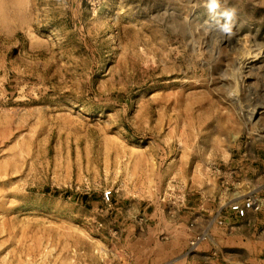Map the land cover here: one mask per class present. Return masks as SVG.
<instances>
[{
	"label": "rangeland",
	"instance_id": "1",
	"mask_svg": "<svg viewBox=\"0 0 264 264\" xmlns=\"http://www.w3.org/2000/svg\"><path fill=\"white\" fill-rule=\"evenodd\" d=\"M248 199L226 233L264 235V0H0V264H111L132 219L179 254Z\"/></svg>",
	"mask_w": 264,
	"mask_h": 264
},
{
	"label": "crops",
	"instance_id": "2",
	"mask_svg": "<svg viewBox=\"0 0 264 264\" xmlns=\"http://www.w3.org/2000/svg\"><path fill=\"white\" fill-rule=\"evenodd\" d=\"M249 212L247 217H239L235 212L228 211L223 223L224 233L210 235L205 243L197 247L187 244L188 237L184 236L182 242L186 244L183 245L182 251L179 254L170 253L166 257L160 255L154 259L152 230L149 228L147 232L144 228L143 232H140L135 219L124 225L115 240L104 241L103 245L107 250L110 243L114 251L113 257L108 259L111 264H229L231 260L228 250H240L245 242L264 243V235L226 233L230 223L240 230L250 219V214L254 213L253 210ZM97 240V244H101V241Z\"/></svg>",
	"mask_w": 264,
	"mask_h": 264
},
{
	"label": "built area",
	"instance_id": "3",
	"mask_svg": "<svg viewBox=\"0 0 264 264\" xmlns=\"http://www.w3.org/2000/svg\"><path fill=\"white\" fill-rule=\"evenodd\" d=\"M104 196L107 200L110 199L111 191H106L104 193ZM259 208V205L254 199H248L243 201L242 203H236L232 205V210L239 216V217H245L250 210H257ZM204 240L203 236H198L196 239H194L191 243L192 245H195L196 243Z\"/></svg>",
	"mask_w": 264,
	"mask_h": 264
},
{
	"label": "bare ground",
	"instance_id": "4",
	"mask_svg": "<svg viewBox=\"0 0 264 264\" xmlns=\"http://www.w3.org/2000/svg\"><path fill=\"white\" fill-rule=\"evenodd\" d=\"M255 114H256V110L253 111V116H254ZM253 116H252V117H253ZM250 117H251V116H250Z\"/></svg>",
	"mask_w": 264,
	"mask_h": 264
},
{
	"label": "clouds",
	"instance_id": "5",
	"mask_svg": "<svg viewBox=\"0 0 264 264\" xmlns=\"http://www.w3.org/2000/svg\"><path fill=\"white\" fill-rule=\"evenodd\" d=\"M215 5L213 4V7H214Z\"/></svg>",
	"mask_w": 264,
	"mask_h": 264
}]
</instances>
